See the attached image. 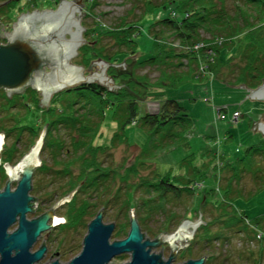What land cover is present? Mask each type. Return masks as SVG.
Segmentation results:
<instances>
[{
    "label": "rangeland",
    "instance_id": "374dc122",
    "mask_svg": "<svg viewBox=\"0 0 264 264\" xmlns=\"http://www.w3.org/2000/svg\"><path fill=\"white\" fill-rule=\"evenodd\" d=\"M2 1L3 4H5L3 11L11 5L8 10V15L5 17L7 21L3 18L4 24H10L20 14L19 11L24 10L25 7L28 9L36 8L37 11H41V8L44 10H54L56 9L54 8L55 4L59 3L60 0ZM95 1L94 4H92L90 0H80V3H78L80 10L84 12V14L80 16L79 21L84 28L82 32L86 30L89 33L87 38H90V41L93 40L94 36L100 30H103L104 27L117 23L121 16L126 15L127 20H131L136 18L137 14L142 10L140 2H137V0ZM133 3H138V7L132 12H129ZM224 3L228 16L236 14L238 11L237 8L243 7V4L236 0H225ZM48 7L50 8L48 9ZM168 11L169 9H158L152 13L146 14L144 18L138 22L136 53L133 55H126V57L125 54H119L113 61L119 64H107L105 66L103 71L104 75L109 76L115 86L109 89L106 84L99 82L97 79H93L92 82L103 85L108 90L119 88L122 83H118L117 80L115 81L110 76V71H112L111 67L123 69L126 66L125 58L134 60L136 57L139 59L150 56L154 41L147 33V25L157 18L163 17ZM258 13L255 14V18ZM1 14L4 13L0 12V15ZM95 21L100 23L98 26H95L96 32H94L96 34L91 33L93 32L92 28L95 25ZM157 27L158 26H156V28ZM253 27L260 28V31H263L264 18L261 22L254 24ZM249 32V29H245L244 32L234 36L233 40H235L236 44L239 42V44L242 45L244 42H247V40H250ZM103 36L101 37V42L105 43L107 53L114 52L116 46L113 44V39ZM211 39L212 38L207 36L206 40L198 41L191 45L192 47L189 45H182L170 36L167 39H162L163 41L161 39L158 41L170 45L176 51H196V48L198 50V48H202L203 45H209L211 48L205 49L202 57L198 54V67L199 70H201V67H204V57L209 60L210 63L214 62L215 54L214 49L212 50L213 44L220 39ZM86 42V40L82 42L79 48L81 56L83 55L82 46H84ZM233 52L234 50L223 49L220 57L223 59L230 56ZM86 55L90 56L89 53ZM94 59L96 58H90L89 62L84 65L82 62L84 69L83 75H87L91 71L99 72V68H96L92 63ZM122 60L123 64L120 63ZM181 60L184 64L186 63L184 57ZM239 62L241 63L240 59H238V62L237 60L232 61L233 65L223 67L217 75L213 72L205 71L204 74H207L206 76H209L210 79L205 78L202 80L190 81L178 87L163 90L165 97L177 99L178 102L185 107L186 112L193 120V126L187 137V145H179L152 159L156 171L161 175L166 173H169V175L184 174L188 161L181 162V159L186 155L192 154L190 163L198 167V169H200L199 174L202 175L201 179L199 176L195 175L196 181L191 185V188H189L193 194H191V196L186 195L187 197L183 199H173L171 204L169 203V206H167L168 210H166L165 213L140 221L139 216L143 215L142 211L139 209L141 192L138 190L133 192L132 189H128V187L120 183L119 180L115 179V181H113L111 178L113 177L112 173L108 175L106 180L109 182L107 190L105 189L106 187L101 186L96 190L85 191L86 193L79 191L77 189L79 178L77 177L80 176V172L82 171V164L71 167V170L76 174L79 173V175L70 178L65 174V170L68 168L65 164L66 160L54 162L51 155L45 150L42 154L44 164H50V166H52L57 163L58 166H63L64 170L60 172L35 170L31 177V187L28 190V194L36 198L35 203L31 204L34 206L33 209L35 210L33 212H27L26 217L30 219L39 216L41 214L39 211L50 209L56 201L67 195L74 188L75 189L70 193L68 200L64 199L57 204L58 206L56 205L55 213L53 212L56 216L63 213V216H59L63 218V222L52 226L47 231L41 232L32 244V251L39 248L42 241L45 246L42 258L35 262V264H47L54 259L58 260L60 263H64L78 254L82 247V238L86 233L87 224L100 209L102 222H113L114 224L109 237L110 242L114 239H121L127 234L129 229L130 209H132V213L139 225L140 232L143 233L145 239L147 238L149 240L155 239V235L161 232H174L181 221L187 219V217L189 218L188 220L191 219L190 221H195L200 212V220L210 223L208 231V234L210 233V238L207 241L208 243L205 244L203 240L195 242L192 244L191 251L184 253L181 258L171 259L170 264H181L186 261L187 258L198 259L202 256V260L205 258L204 264H264V219L261 222V226L251 221L253 217L259 215H262L264 218V187L251 197L244 198L248 195V191H253L252 188L257 186V183H254L251 179L250 174H242L237 182L233 180L235 185L241 188L242 196H244L235 198L233 200V206L237 211L243 210L246 213L247 216L243 219V224H245L247 228L240 229L235 226L224 227L223 218L214 219V215L217 214L218 210L216 205L223 199L222 190L220 191L219 188H222L226 179L231 176L227 168H221V166H224V163L232 162L235 156L241 155L244 147L258 141L260 136H264V133L257 128L259 122H264V99L251 98L247 95L251 89L244 87L242 84L237 86L233 84L239 72L235 65ZM90 65L91 69H88ZM155 68V65L154 67L145 65L138 70L140 73H147L149 78L153 79L158 73ZM81 105L80 103V106ZM157 105L156 101L148 100L144 102L141 107L142 110L155 112L158 107ZM82 111L83 110H81V112ZM110 114L111 110L108 109L93 137V143L107 144L115 129V124L110 119ZM124 132L130 144H117L111 147L108 156H106L107 152L105 151L99 154L97 158L101 162V166L114 167L120 163H124V161L125 163H129L128 161L139 153V146L144 141L143 131L134 124H128ZM207 150L216 152L217 156L214 154L212 158L211 155H208L209 153L205 154ZM257 160H260L259 156ZM260 162L261 165L264 163V161ZM74 181L76 182L74 183ZM44 183L46 184L44 185ZM210 187H213V193H206L204 196V191ZM117 188L119 189L118 195L116 194ZM127 189L129 191L124 196V191ZM116 195L119 199L115 198ZM205 197L208 203L203 204L202 201L205 200ZM73 200L76 201L77 205L76 208H74L75 211L72 209L70 212L71 214L68 215L67 211L71 207L70 203ZM83 200H85L86 204V214L77 216L76 214L79 213V206L80 210L82 209L81 203ZM31 202H33V199ZM52 210H54V207H52ZM169 212H171L170 214H175L174 218L171 217L172 220H169L167 216ZM48 222H50V220ZM164 223H166V225H162ZM200 223L193 232V234L196 233L195 236L197 238L198 234L204 232L202 229L198 230L200 226H202ZM16 225V223H13L8 227V230L11 231ZM188 228L190 229V227ZM197 230L199 232H197ZM216 232L221 233L219 238H215L213 235ZM189 240H191L190 237L184 238L179 240V243L184 244V242H191ZM167 244L170 246L169 243ZM186 245H182V247ZM158 249V245H156L151 248V251L159 253ZM166 251L167 252L163 255L160 254L161 259L164 261L167 260L169 256L168 250ZM128 259L129 252H123L113 256L108 264H122Z\"/></svg>",
    "mask_w": 264,
    "mask_h": 264
},
{
    "label": "trees",
    "instance_id": "16d2710c",
    "mask_svg": "<svg viewBox=\"0 0 264 264\" xmlns=\"http://www.w3.org/2000/svg\"><path fill=\"white\" fill-rule=\"evenodd\" d=\"M90 1L92 4L96 2L95 0ZM224 1L137 0L140 2L142 10L136 18L127 20L126 15L121 16L117 23L104 27L97 34L95 33V26L100 23L95 21L91 33L96 35L91 41L90 38H87L89 33L84 30L82 36L87 42L82 46L83 65L87 64L89 59L93 57L115 63L113 61L119 54H125L126 57V55L136 53L138 22L146 14L158 9H169L166 15L147 25V33L154 41L150 56L139 59L136 57L134 60L125 58L126 66L123 69L111 67L110 76L118 83H122L119 88L108 90L103 85L91 82L81 84V96L78 93H72L75 90L73 88L66 90L68 91L66 118L77 116L81 117V120L79 122H67V126L71 127L73 132L78 133V136L71 139L73 153H68L65 158V164L68 167L65 174L74 178L73 176H77L79 173L73 172L71 167L82 164V171L77 177L79 181L83 180V183L79 185V191L86 193L85 191L96 190L101 186L106 187L107 190L109 182L106 180L108 175L112 173L113 181L119 180L133 192L135 190L141 192L139 209L143 215L139 216L140 221L165 213L168 210L167 206L169 203L171 204L173 199H183L187 197L186 195L191 196L193 194L188 185H193L196 181L195 175L199 176L200 179L202 175L199 174L200 169L190 163L192 154L181 159V162L188 161V164L185 173L180 175H169V173L161 175L157 173L152 162V159L161 153L179 145H187V137L193 126V120L186 112L185 107L177 99L165 97L163 90L178 87L190 81L210 79L209 76H206L207 74H204L205 71L217 75L223 67L233 65L232 61L237 60L238 62V59L241 60V63L235 65L239 72L234 80V85L242 84L244 87L252 89L264 80V29L260 31V28L253 27L254 24L261 22L264 18V0H236L242 3L243 7L237 8L238 11L232 16L227 15ZM137 7L138 3H133L129 12ZM156 26L158 27L156 28ZM245 29L250 30L248 33L250 40L242 45L239 42L236 44L233 37L244 32ZM103 35L113 39V44L116 46L114 52L107 53L105 43L101 42ZM169 36L180 44L189 46L198 41L206 40L207 36L212 39L219 38L220 40L215 41L212 48L215 54L214 62L210 63L204 57V67L199 70L198 54L202 57L203 51L211 47L203 45L198 50L196 48V51H176L170 45L158 41L159 39H167ZM223 49L234 50V52L221 59L220 54ZM87 53L90 56H87ZM183 57L186 59L185 64L181 60ZM145 65L153 67L155 65V70L158 73L153 79H150L147 73L139 72L141 67ZM148 100L157 102L158 107L155 112L142 110L141 106ZM75 101L81 102L82 112L77 113L78 108L73 107ZM108 109L111 110L110 119L114 122L115 129L107 144L93 143V137ZM128 124L138 126L144 133V141L139 146V153L134 155L135 157L128 161L129 163L124 161L112 169L108 166H101V162L97 158L99 154L105 151L107 152L106 156H108L111 147L117 144H130L124 132ZM78 146L82 150L80 155L76 153ZM205 154L211 155L212 158L214 154L217 156L214 151L207 150ZM258 156L260 160H257ZM260 161H264V136H260L258 141L244 147L241 155L235 156L232 162L224 163V166H221V168H227V171L231 173L224 186L219 188L220 191L222 190L223 199L216 205L218 210L217 214L214 215V219L223 218L224 227L247 228L243 224V219L247 216L246 213L243 210L237 211L233 206L235 198L244 197L241 188L236 186L235 182L239 181L242 174L247 173L251 175L254 183H257V186L252 188L253 191H248V195L244 198H249L263 189L264 163L261 165ZM128 189L124 191V196L129 191ZM118 190L117 188L116 194L119 192ZM206 193H213V187L204 191V196ZM117 195L115 198L119 199ZM74 201L70 203L68 215L71 214L72 209L76 208L77 203ZM202 202L203 204L208 203L206 197ZM81 205L82 209L76 214L77 216L86 214L85 200L82 201ZM170 213H167V216L169 220H172L175 214ZM263 219V216L259 215L253 217L251 221L261 226ZM207 224V226H200L199 230L202 229L206 233L200 232L201 234H198L199 239L207 237L209 240L210 223ZM162 225H166V223ZM213 235L215 238H219L221 233L216 232Z\"/></svg>",
    "mask_w": 264,
    "mask_h": 264
},
{
    "label": "water",
    "instance_id": "95a60500",
    "mask_svg": "<svg viewBox=\"0 0 264 264\" xmlns=\"http://www.w3.org/2000/svg\"><path fill=\"white\" fill-rule=\"evenodd\" d=\"M78 3L80 0H77ZM1 5L2 3H0ZM75 9L78 10L80 18L84 12L73 1L60 0L54 10L41 9V11H37L35 9L32 13L19 17L18 24L20 25L9 35V43L0 45V86L19 91L25 85L31 84L35 88L41 89L46 99L53 91L74 86L78 82L91 83L94 78L106 84L109 89L115 86L109 76L103 75V71L107 64L116 65L119 63H107L101 59H94L92 63L96 68H99V72L91 71L87 75H83L81 74L84 70L82 67L77 68L76 72L75 67L68 63V58L72 54L63 56L62 49L65 46H69L71 50L67 47L65 49L69 53H73L75 48L85 41L80 35L84 28L80 25L79 19L74 16ZM75 18V24H78L76 35L74 31H70L71 20L73 21ZM28 22L34 24L32 29L21 28V24H29ZM69 31L71 37L64 39L65 32ZM54 34L60 38L62 45L54 42L52 39ZM19 36L24 37L25 40H17L16 38ZM42 40L53 46L57 66L54 70L46 72L45 78L42 73V65L47 62V59L43 52L45 45ZM120 63L123 64V60ZM88 69H91V65ZM31 71H35L33 78L30 76ZM262 88H264V80L262 84L251 89L247 95L251 98L264 99ZM257 128L264 133V122H259ZM40 142L41 136L21 162L19 166L21 176L15 188L10 191L6 185L0 192V264H35L41 259L45 251L43 241L36 250L32 251L31 246L41 232L47 231L59 223V218L53 213L52 207L64 199L68 200L70 193L75 189L56 201L50 209L39 216L30 219L26 217V213L31 212L34 207L31 204L35 203V199L28 194V190L31 187L33 168L39 164L37 152ZM32 199L33 202H31ZM100 210L87 224L80 252L67 262L60 263L54 259L47 264H108L113 256L123 252H129V259L122 264H170L172 255L169 254L167 260L164 261L161 259L160 253L152 252L151 248L162 241L168 242L170 247L186 245L187 242L181 244L179 240L191 237L196 226L200 222H204L200 220L199 212L195 221L183 219L174 232H161L155 239L149 240L145 239L143 233L140 232L139 225L132 209H130L127 234L121 239H114L110 242L109 237L114 224L113 222L103 223ZM49 220L50 222H48ZM13 223L17 225L9 231L8 227ZM202 258L203 256L198 259H187L181 264H201Z\"/></svg>",
    "mask_w": 264,
    "mask_h": 264
},
{
    "label": "flooded vegetation",
    "instance_id": "af4514ba",
    "mask_svg": "<svg viewBox=\"0 0 264 264\" xmlns=\"http://www.w3.org/2000/svg\"><path fill=\"white\" fill-rule=\"evenodd\" d=\"M73 2H75L76 6L79 7V5L77 4V0H73ZM0 3H2V5L0 6V12L4 13L0 15V45H6L9 43V35L13 33L16 27L20 25L18 24L19 17L21 18L22 16H26L32 13L36 8L28 9L25 7L24 10L19 11L20 14L15 18V20H13L10 24H4L3 18L8 15V10L11 5L3 11V7L5 4H3L2 0H0ZM57 5L58 3L55 4L54 8H56ZM49 8L50 7H48V9ZM74 16L80 21L79 12L77 9L74 10ZM76 18L73 21L71 20L70 24V31H74L75 35L77 34L76 26H78V24H75ZM6 19L7 18H5V21H7ZM15 21L17 22L15 23ZM28 23L29 24L25 25L21 24V28L28 27V29H32L34 24H30V22ZM70 31L65 32L64 39H69L71 37ZM82 34L83 32L81 31L80 35L82 36ZM16 39L20 41L25 40V38L22 36H19ZM52 39L57 44H61L60 38H58L55 34ZM43 43L45 45L43 48V52L44 55H46L47 59V62L42 65V73L44 74L43 77L45 78L46 72L54 70L57 66L55 64L53 46L48 45L49 43L47 44L45 41H43ZM80 46L81 43L75 48L73 53H69V51L65 49L66 47L67 49H69V46H65V51L64 49H62V52L64 54H62L63 56L72 54L68 58V63L75 67L76 72L77 68H83L81 58L82 56L79 52ZM81 74H83V71L81 72ZM30 76L33 78L35 76V71H31ZM81 84V82H78L74 84V86L68 88L65 87L53 91L47 99L45 98V95L41 89L35 88L31 84L25 85L19 91L10 90L4 86H0V192L4 190L6 185H8L10 191L15 188L21 176L19 172V166L24 157L32 150L40 136L41 142L37 152L39 164L34 166L32 175L34 174L35 170L37 171L38 169L43 171L45 170L46 172H60L64 170L63 166H58L57 163L53 164V161L55 162L65 160L68 153H73V149H71V139L73 137L77 138L78 133L73 132L72 129H70L71 127L67 126V122H79L81 120V117L77 116L75 118H66V98L68 94V91L66 90L73 88L75 90H73L72 93H78L79 96H81ZM80 103L81 102L75 101V103L73 104V107H75L76 109L79 106L77 113H80L82 110ZM45 150H47V152L53 159L52 166H50V164L45 165L43 162L42 154ZM81 152V147H79L76 153L80 155ZM110 168L112 169L113 167L111 166ZM82 183L83 180H80L78 188ZM45 184L46 183H44V185ZM188 186L189 188H191V185ZM33 199L36 198L33 197ZM57 206L54 207V213ZM34 210L35 209H33L32 207L31 212H33ZM44 211L45 210L39 212L42 213ZM58 215L63 216V213ZM187 219L189 218L187 217ZM207 223L208 222L205 221L200 224L207 226ZM198 230L197 232H199ZM203 233L205 234L206 231H204ZM195 234L196 233L192 234V236L190 237L191 240H189L191 242H187V245L184 247L176 245L170 247L167 244L168 242L162 241L160 244H158L159 253L163 255L165 252H167L166 250H168V254L172 255L171 259L173 260L181 258L184 253L191 251L193 246L192 244H194L195 242L203 240L205 244L208 243L207 237L199 239V237L197 238ZM155 237H157V235H155ZM204 263L205 258L204 260H202L201 264Z\"/></svg>",
    "mask_w": 264,
    "mask_h": 264
},
{
    "label": "bare ground",
    "instance_id": "6f19581e",
    "mask_svg": "<svg viewBox=\"0 0 264 264\" xmlns=\"http://www.w3.org/2000/svg\"><path fill=\"white\" fill-rule=\"evenodd\" d=\"M75 3V2H74ZM103 75H104V72H103ZM105 76V75H104ZM94 79H97V78H94ZM98 80V79H97Z\"/></svg>",
    "mask_w": 264,
    "mask_h": 264
},
{
    "label": "built area",
    "instance_id": "2783aa9c",
    "mask_svg": "<svg viewBox=\"0 0 264 264\" xmlns=\"http://www.w3.org/2000/svg\"><path fill=\"white\" fill-rule=\"evenodd\" d=\"M231 120H234V119H231Z\"/></svg>",
    "mask_w": 264,
    "mask_h": 264
},
{
    "label": "crops",
    "instance_id": "0c3cea01",
    "mask_svg": "<svg viewBox=\"0 0 264 264\" xmlns=\"http://www.w3.org/2000/svg\"><path fill=\"white\" fill-rule=\"evenodd\" d=\"M259 120V119H258Z\"/></svg>",
    "mask_w": 264,
    "mask_h": 264
}]
</instances>
